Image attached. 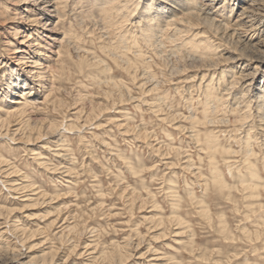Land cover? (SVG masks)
<instances>
[{
  "label": "rangeland",
  "instance_id": "1",
  "mask_svg": "<svg viewBox=\"0 0 264 264\" xmlns=\"http://www.w3.org/2000/svg\"><path fill=\"white\" fill-rule=\"evenodd\" d=\"M75 1L63 21L75 46L61 49L54 97L29 110L17 133L5 114L12 94L3 98L10 76L0 73V255L32 247L30 257L57 253L61 264H264V150L254 144L250 156L259 178L239 171L240 134L236 124L220 122L238 118L227 108L235 89L217 79L239 69L230 61L241 44L209 25L177 36L167 24L156 50L142 37V21L133 26L151 0L138 9L130 2L124 14L138 15L129 14V24L107 0ZM197 33L208 42L195 40ZM200 44L228 59L217 67L190 63L186 56L208 54ZM208 82L215 89L210 104L201 87ZM18 184L36 187L41 200H24ZM58 217L71 222V232L51 226ZM87 244L96 247L94 257ZM150 251L159 261H149Z\"/></svg>",
  "mask_w": 264,
  "mask_h": 264
},
{
  "label": "bare ground",
  "instance_id": "2",
  "mask_svg": "<svg viewBox=\"0 0 264 264\" xmlns=\"http://www.w3.org/2000/svg\"><path fill=\"white\" fill-rule=\"evenodd\" d=\"M130 2H136V5L134 4V8L138 9L139 4L140 2H142V0H118L117 2L116 0H107L105 3H110L111 10L116 11L118 9L117 11L120 12L123 17H126V15L124 14L125 12H123V10L125 8L128 9L130 7ZM73 3V0H0V73L1 71H5L6 74H9L10 76V81L8 84L9 89L8 92L5 93L3 98L9 100L8 95L12 94V100L9 101L10 103H7L8 107L6 108L7 110H5V114L7 115V118H11L10 122L14 123L13 126H17V128L14 130V132L16 133L24 125L20 124L21 122L23 123L24 120H30L28 119V117L30 118V112L35 111V108L49 104V102L54 97L55 88L52 80L56 77L55 70L57 69V65L59 63H63L61 49L63 48L64 44L68 46L74 45L71 39L69 38L67 33L68 31H66L65 26L63 24L64 18L66 19V17L69 16L68 14L71 13V7ZM100 5H102V7H100ZM100 5L98 8L103 9L106 4L103 5V3H101ZM75 8V11H77V7ZM225 9H228V14H226V12L224 13ZM105 11L106 10H104V12ZM135 12H133L132 14L130 12L128 13V15L131 14L130 17H132L137 14H135ZM152 12H154L153 15H155L157 19L155 16H151ZM128 15L124 20L127 21L126 23H128V21L130 20V18L128 19ZM139 15L140 16H137L135 18L133 26L136 25L134 24L137 23L136 21H142V25L145 26V29H143L142 31V37L147 42H150V44L156 50H159L162 47L160 46L162 41L160 42L158 34L164 32L163 30L164 28H166L165 26H167V24L172 25L173 34L182 33L183 29L192 30V28H198V26L200 27L199 23L209 25L212 29L216 31L217 34H219L221 38H226V40L230 39L231 41L232 39H237L236 41L241 44L242 47L239 46L241 47V53L246 55L245 57H247V59H244L245 57H243L244 55L242 54H236L231 58L230 63L234 66H239L238 70L232 72L234 77L229 76L228 79H225L224 72L218 79L216 78L219 86H222L227 90L228 86L230 85L229 88L235 89V91L233 90V92L230 91V94H232V101L230 100V105L227 108L228 111L232 113L231 115H235V117L237 116L239 119L236 118L235 120H232L231 118H227L221 119L220 122L222 124H236L235 131L240 134L239 137H236V139H238L239 141L238 143H240L239 151L241 150L242 152V155L238 160L239 171H249L253 177L259 178V174L257 173L256 167L250 161V156L252 157L254 144H258V147L262 151L264 150V74H262L264 72V0H151L150 3L147 2L146 5H144ZM118 16L120 18L121 15ZM137 25L139 24L137 23ZM133 26L131 27L133 28ZM66 28L67 30L70 29L68 27ZM167 31L168 30H166V32ZM197 36L198 33L194 34L193 38H195V40H198L199 43H205L209 40H207L208 37L204 35H199V37ZM176 40L178 39L175 38L174 41L176 42ZM192 41L194 43V39ZM186 44H188V42ZM206 44H200V48L203 49L202 46H206L209 51L203 59L199 58L198 56H191V54L186 56V58L188 57L190 63L214 62V64L209 65L212 67L221 66L222 61L227 60L228 57L223 56L224 53H221L223 58L212 56V54L210 53V51L212 50L211 45ZM2 53H4L5 56H2ZM161 55H163V53ZM9 59L14 60L15 63H13V67L8 65ZM236 71H238L237 77L235 76ZM2 76L3 75L0 74V83L4 80V77ZM194 80L195 79H192L191 81ZM153 85L154 84L150 85V87H152L150 88V90L154 89ZM212 85V82H208L206 84L201 85V87L203 86L204 90L208 93L207 103H212L214 100L210 98V95L215 94V89ZM237 88H239V90L236 91ZM240 92L241 95L238 96ZM247 92L250 93V96H246ZM213 123H216L215 120H213ZM232 135L229 134V137L233 139ZM213 149L214 148L211 147L210 152H215L212 151ZM191 168L193 169V171H195V173L198 172L197 168ZM215 177H218L216 173ZM219 179L223 182L220 176ZM242 181L244 182V180ZM256 185L257 184H249L247 186V191H249V194H253L254 192L256 193V190H253L256 189ZM250 187H252V189H250ZM15 189H18V191L22 194V197L25 198L24 200H41V192L37 190L36 187H33L28 184H18ZM51 226L54 229H59L60 231L71 232L73 229V227L71 226V222H68L66 218L60 219L59 217L53 221ZM23 233H26V231H24ZM85 247L86 251L88 252V255L94 257V254L96 253V247L94 246V244H87ZM32 250L33 249L31 247L27 252H31ZM27 252H20L19 255L15 256L6 255L5 257H2L0 255V264H38L37 261L43 260L45 261V263L49 261L50 263L61 264V258H63L60 255V257L57 258V253L54 254L52 252H42V254H40L39 256L30 257L28 255L29 253L27 254ZM148 255L149 261L156 262L159 259L158 256H155L156 254L153 251H150ZM49 256L50 259L48 260ZM64 262L66 264V260H64L62 264H64Z\"/></svg>",
  "mask_w": 264,
  "mask_h": 264
}]
</instances>
